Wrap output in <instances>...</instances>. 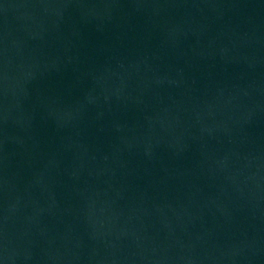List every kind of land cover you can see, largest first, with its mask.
I'll list each match as a JSON object with an SVG mask.
<instances>
[{
  "label": "water",
  "instance_id": "water-1",
  "mask_svg": "<svg viewBox=\"0 0 264 264\" xmlns=\"http://www.w3.org/2000/svg\"><path fill=\"white\" fill-rule=\"evenodd\" d=\"M0 264H264V0H0Z\"/></svg>",
  "mask_w": 264,
  "mask_h": 264
}]
</instances>
